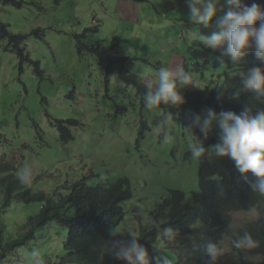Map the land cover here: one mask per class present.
Listing matches in <instances>:
<instances>
[{
	"label": "rangeland",
	"instance_id": "rangeland-1",
	"mask_svg": "<svg viewBox=\"0 0 264 264\" xmlns=\"http://www.w3.org/2000/svg\"><path fill=\"white\" fill-rule=\"evenodd\" d=\"M39 2L42 10L28 5L17 9L0 0V22L12 34L28 36L24 49L31 61L20 67L15 54L7 51V41L0 40V168L15 167L0 172V177L21 176L51 196L68 193L83 179L90 187H108L127 178L132 198L123 203L125 219L116 231L131 241L168 190L182 191L187 198L199 191L198 159L191 154L180 114L147 109L135 89L117 76L106 83L98 60L88 53L78 55L75 35L97 29L88 31L84 43L111 48L114 56L127 58L131 74L153 86L160 68H183L190 83L181 87L209 97L212 81L220 82L226 69H214L210 59L209 68L203 70L204 61L192 56L201 42L185 35L195 27L187 19L185 0ZM207 110L198 116L203 118ZM54 120L78 122L69 127L72 140L60 139ZM210 135L218 138L215 128ZM31 210L36 214L39 205L15 203L2 214L6 240L23 235ZM256 210L233 212L232 225L254 222ZM50 233L49 245L58 249L63 235L57 240ZM44 234L38 238L43 246ZM158 246L161 241L152 248L155 254ZM217 246L224 254L216 264H238L228 239ZM164 257L176 262L165 250L155 255V261L161 258L163 264Z\"/></svg>",
	"mask_w": 264,
	"mask_h": 264
},
{
	"label": "trees",
	"instance_id": "trees-1",
	"mask_svg": "<svg viewBox=\"0 0 264 264\" xmlns=\"http://www.w3.org/2000/svg\"><path fill=\"white\" fill-rule=\"evenodd\" d=\"M59 2L60 0H55L56 4ZM242 3L249 6L257 3L264 10V0H242ZM4 4L17 9L24 5L43 9L39 0H4ZM214 22L215 19L212 23ZM90 30L97 29H86L81 35H75L78 55L81 57L88 53L94 56L103 70L106 83L109 77L117 76L123 83L132 86L142 98V94L148 90L147 84L127 70V58L114 56L111 48L103 44L84 43ZM209 31L210 29L200 28L201 34H208ZM39 32L37 30L35 34ZM27 37L12 34L9 26L0 22V40L7 41V51L15 54L20 67L31 62L24 49ZM196 47L198 48L192 56L197 61H204L203 70L209 68L211 59L214 69H226L223 79L220 82L212 81L209 97L180 87L183 104H161L157 109L180 114L183 129L192 126L195 117L203 109H212L217 115L221 111H232L239 115L245 107L251 108L253 114L257 110H264V104H258L252 99L254 94L244 88L237 76L240 70L262 66L254 53L249 52L238 64H233L230 58L221 55L220 49L213 51L205 48L202 43H197ZM187 111L192 114H186ZM54 121L60 139L63 142L72 140L69 127L77 126L78 122ZM192 131L194 138L205 149L219 142L217 137L210 134L205 140L197 127H192ZM11 167L6 164L0 168V172L15 171V167ZM248 179H252L251 173L248 174ZM198 183L199 191L192 192L189 198L182 191L168 190L165 198L156 203L149 213L146 226L141 228L135 239L150 253V264H155V255L164 250L174 255V264H210L204 251L205 245H219L225 238L229 240L238 264H264V197L249 187L229 158L199 159ZM0 198V217L15 203L39 205L36 214L33 210L30 211L31 214L22 227L23 235L19 238L6 240L9 235L5 225L0 222V264H34L37 260H43L44 264H129L126 260L115 258L112 252L113 249L118 250L121 244L130 242L116 231L125 219L123 203L132 198L129 179L120 178L108 187H90L83 179L73 183L68 193L58 192L51 196L35 190L29 179L5 176L0 177ZM254 207L261 212L257 220L243 227L232 225L233 212H249ZM168 227L178 230L179 234L174 239L162 236V230ZM50 231L57 240L63 235L58 249L49 245ZM42 232L45 233L44 246L38 239ZM245 232L259 241V247L250 250H236L232 247V241L241 238ZM158 241H161V247L158 246L159 251L155 254L152 248ZM252 257L260 258L259 263H255ZM51 258L55 260L51 262Z\"/></svg>",
	"mask_w": 264,
	"mask_h": 264
},
{
	"label": "clouds",
	"instance_id": "clouds-1",
	"mask_svg": "<svg viewBox=\"0 0 264 264\" xmlns=\"http://www.w3.org/2000/svg\"><path fill=\"white\" fill-rule=\"evenodd\" d=\"M185 2L189 10L187 19L195 26L193 30L185 33L187 38L198 39L207 49L213 51L220 49L221 55L230 58L233 64H238L252 52L264 66V10L259 4L252 3L249 6L243 4L242 0H185ZM220 12H224V15H218ZM214 17L215 22L212 23ZM201 27L210 29L208 34H201ZM262 66H253L237 73L241 84L254 94L252 99L258 104H264ZM189 83L190 75L183 68H160L155 86L147 84L148 90L142 94L145 107L152 109L161 104L173 106L183 104L184 98L180 87ZM192 127L199 128L205 140L215 128L219 142L205 149L196 139L192 141L191 138L195 137ZM184 130L189 135V147L194 158L198 160L229 158L234 162L236 171L248 182L249 187L264 197V110H257L253 114L251 108L245 107L239 115L232 111H221L217 115L214 110L208 109L203 118L196 116L193 125L185 127ZM249 173L252 176L251 180L248 179ZM254 208L257 209L256 215L259 218L261 212L257 207ZM178 234V230L171 227L162 230L164 238L174 239ZM232 247L236 250H250L259 247V241L245 232L241 238L232 241ZM204 251L210 264H216L217 259L224 254L223 249L213 243L206 244ZM112 252L115 258L126 260L129 264H150L147 249L135 238L121 244L118 250L113 249ZM162 259L163 264H173L167 257ZM254 259L252 260L255 262ZM34 264H44V261L37 260ZM155 264H161V258H156Z\"/></svg>",
	"mask_w": 264,
	"mask_h": 264
}]
</instances>
